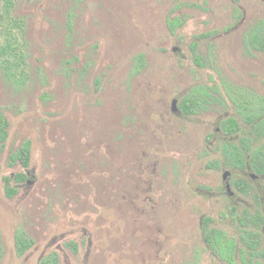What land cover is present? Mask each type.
<instances>
[{
  "label": "rangeland",
  "instance_id": "374dc122",
  "mask_svg": "<svg viewBox=\"0 0 264 264\" xmlns=\"http://www.w3.org/2000/svg\"><path fill=\"white\" fill-rule=\"evenodd\" d=\"M8 16L21 25L29 78L14 89L0 71V264L51 253L59 264H202L200 220L224 200L197 188L224 174L211 165L220 121L242 124L225 86L264 95V52L243 46L264 3L12 0ZM202 89L213 100L184 114L183 99ZM26 141L28 166L12 164Z\"/></svg>",
  "mask_w": 264,
  "mask_h": 264
},
{
  "label": "trees",
  "instance_id": "16d2710c",
  "mask_svg": "<svg viewBox=\"0 0 264 264\" xmlns=\"http://www.w3.org/2000/svg\"><path fill=\"white\" fill-rule=\"evenodd\" d=\"M2 17L3 28L0 29V71L5 81L14 89H21L27 82L29 76L27 73L26 52L24 45V38L21 32V25L14 19L6 20L12 0H3ZM9 17V16H8ZM10 23V24H9ZM169 30L174 33L176 28L180 26L181 22L178 18L167 21ZM260 32L258 27L251 35L246 36L244 43L245 46L249 44L257 49L261 48ZM194 52V51H193ZM197 58V56H195ZM144 66L142 56L137 57L136 71ZM135 71V72H136ZM200 94V93H199ZM200 98H185L183 109L184 114H194L196 107H202V102L205 104L210 102L212 95L210 92L202 89ZM229 100L240 110L236 108V114L241 116V123L238 122L236 117L229 116L220 122V136H215L213 139L216 142V153L218 156V163L211 164L213 168L217 169H243L244 165L236 164V161H249L251 170L256 174L264 173V98H259L260 102L254 103L251 110L248 104L253 103L252 100H240L237 96L232 98L229 93ZM242 95V94H241ZM240 95V96H241ZM210 99V100H209ZM257 99V98H255ZM214 101H218L215 100ZM213 101V102H214ZM8 121L0 112V152L4 147L8 133ZM30 143L24 142L23 145L11 156L12 164L16 162L21 164L22 167H27L29 162ZM213 163V161L211 162ZM21 181L24 177L22 174L16 175ZM16 178V177H15ZM6 182L5 195L12 197L16 194V189L11 188ZM243 191V190H242ZM17 241L21 245V249L26 250L31 246L32 241L26 239L23 234L17 232L15 235ZM74 253L77 252V246L74 243L67 244ZM38 264H59L56 253H51Z\"/></svg>",
  "mask_w": 264,
  "mask_h": 264
},
{
  "label": "flooded vegetation",
  "instance_id": "af4514ba",
  "mask_svg": "<svg viewBox=\"0 0 264 264\" xmlns=\"http://www.w3.org/2000/svg\"><path fill=\"white\" fill-rule=\"evenodd\" d=\"M259 1L264 3V0ZM258 27L261 29V48H254L250 44L245 46V37L255 32ZM245 37L243 46L246 52H264V17L247 32ZM224 90L225 94L229 93L232 98L237 96L240 100H246L251 96L248 99L253 103L248 104L249 110L252 109L254 103L260 102L259 98H264V95H256L246 90L236 91L229 85L225 86ZM173 105L175 107L176 103ZM233 106L240 110L234 104ZM238 116L241 119V116ZM236 164H243L244 168L223 169L224 174L220 177V183L201 181L197 188L199 197H212L216 206L219 205V200H224L223 204L213 211L216 216L214 219L204 214L205 216L200 220L199 232L203 238L202 259L205 256L202 264L205 259L211 260L206 264H264V173H253L249 161H234L233 165ZM229 218L235 222H230ZM206 229H208L207 235ZM208 232L210 237H208Z\"/></svg>",
  "mask_w": 264,
  "mask_h": 264
},
{
  "label": "water",
  "instance_id": "95a60500",
  "mask_svg": "<svg viewBox=\"0 0 264 264\" xmlns=\"http://www.w3.org/2000/svg\"><path fill=\"white\" fill-rule=\"evenodd\" d=\"M172 111H173L174 113H176V109H175L174 105L172 106ZM227 175H228V174H227ZM227 175H226V177H227Z\"/></svg>",
  "mask_w": 264,
  "mask_h": 264
}]
</instances>
